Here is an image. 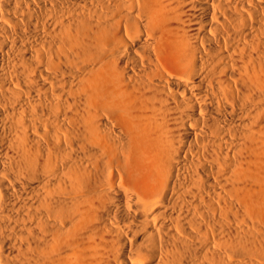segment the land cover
Returning a JSON list of instances; mask_svg holds the SVG:
<instances>
[{"label":"bare ground","instance_id":"6f19581e","mask_svg":"<svg viewBox=\"0 0 264 264\" xmlns=\"http://www.w3.org/2000/svg\"><path fill=\"white\" fill-rule=\"evenodd\" d=\"M0 264H264V0H0Z\"/></svg>","mask_w":264,"mask_h":264}]
</instances>
